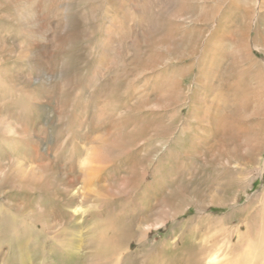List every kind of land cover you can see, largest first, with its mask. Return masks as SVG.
<instances>
[{
  "label": "rangeland",
  "instance_id": "374dc122",
  "mask_svg": "<svg viewBox=\"0 0 264 264\" xmlns=\"http://www.w3.org/2000/svg\"><path fill=\"white\" fill-rule=\"evenodd\" d=\"M262 35L264 0H0V264H264Z\"/></svg>",
  "mask_w": 264,
  "mask_h": 264
},
{
  "label": "bare ground",
  "instance_id": "6f19581e",
  "mask_svg": "<svg viewBox=\"0 0 264 264\" xmlns=\"http://www.w3.org/2000/svg\"><path fill=\"white\" fill-rule=\"evenodd\" d=\"M260 2V1H259ZM257 20L258 21H260L262 18H260V10L258 9L257 10ZM257 35V34H256ZM260 39H261V43L263 44V45H260L261 47H257V51H259V52H261V53H264V35H262V36H260ZM9 44V43H8ZM6 45V44H5ZM253 63H256V61H254ZM257 64V63H256ZM252 65V67H251V71H252V73H254L255 74V78H256V81H255V87L257 88V87H259V84H264V74H263V72L262 73H260V71H258L260 68H258V66H256L258 69H255L256 67L255 66H253V64H251ZM197 67H198V65H197ZM260 67V66H259ZM254 68V69H253ZM202 69H203V67H202ZM205 69V68H204ZM246 69H248V68H246ZM263 71V70H262ZM202 72V71H201ZM207 72V71H206ZM171 88V87H170ZM4 95V94H3ZM26 107V106H25ZM31 109V108H30ZM261 110H264V105H262L261 106V109H259V112H261ZM185 117L186 116H183V122H185ZM196 118L198 119V121L199 122H203L204 120H205V118L203 117V116H196ZM180 119V118H179ZM20 122V121H19ZM2 123V122H1ZM0 123V130L3 132V131H7L8 129L7 128H5V126L3 125V124H1ZM20 125V124H19ZM184 127V126H183ZM16 128V127H15ZM32 129V128H31ZM187 129H189V128H187ZM22 130V129H21ZM183 130L185 131L186 129H185V127L183 128ZM16 131V130H15ZM189 131H191L190 129H189ZM189 133V132H188ZM25 134V133H24ZM190 134H191V132H190ZM188 136V135H187ZM4 137V136H3ZM189 138V140H191V137H188ZM20 139V138H19ZM4 140V139H3ZM21 140V139H20ZM14 143V142H13ZM18 143V142H17ZM20 143V142H19ZM7 144V143H6ZM16 144V143H15ZM12 145V144H11ZM18 145V144H17ZM23 146V145H22ZM7 147V146H6ZM10 147V146H9ZM20 147H21V145H20ZM15 149V148H14ZM85 153V152H84ZM90 155V154H89ZM84 156V155H83ZM90 157V156H89ZM20 159V158H19ZM86 161V160H85ZM22 163V162H21ZM21 163H19L18 162V164H20L21 165V167H22V165H24V168L27 170V167H25L26 165L23 163V164H21ZM33 166V165H32ZM24 168H23V171H24ZM32 168V167H31ZM8 169H9V166H7V167H5V171H7L8 172ZM32 170V169H31ZM34 170V169H33ZM89 171V170H88ZM262 171V170H261ZM261 171H259L258 173H260ZM6 173V172H5ZM90 173H92V172H90ZM26 174V173H25ZM91 175V174H90ZM93 175V174H92ZM135 177H136V175H135ZM4 180H5V178H3ZM14 180V179H13ZM89 180V179H88ZM135 181V180H134ZM74 183V182H73ZM109 190V189H108ZM213 191H215V192H217L218 190L217 189H215V190H213ZM109 194H111V193H109ZM259 196H264V192L262 193V194H258ZM99 209V208H98ZM256 216H257V214H255ZM256 224H257V228H255V231H256V233H257V235H259V236H261V238H262V246H261V248L256 252L259 256H260V258L263 256L264 257V224L263 225H261V223H260V221H259V219L256 221ZM237 232H239L238 230H236ZM219 232V231H218ZM220 234H221V237L223 238V237H225L226 236V233H224V232H222V231H220ZM246 252H248L247 250H246ZM218 258V256L215 254V252L214 253H211V254H209L208 256H206V258L203 260L204 261V264H223V261L222 260H219V259H217ZM260 260V259H259ZM258 264H263L261 261L258 263Z\"/></svg>",
  "mask_w": 264,
  "mask_h": 264
}]
</instances>
